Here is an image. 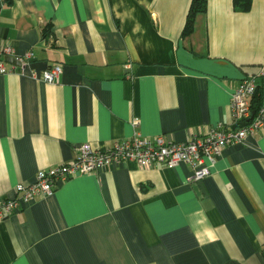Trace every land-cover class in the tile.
Segmentation results:
<instances>
[{
	"label": "crops",
	"instance_id": "crops-1",
	"mask_svg": "<svg viewBox=\"0 0 264 264\" xmlns=\"http://www.w3.org/2000/svg\"><path fill=\"white\" fill-rule=\"evenodd\" d=\"M190 2L0 0V42L34 53L0 74V197L84 143L231 127L246 75L264 101V0H207L183 37ZM190 175L125 161L73 177L0 220V264H264V121Z\"/></svg>",
	"mask_w": 264,
	"mask_h": 264
},
{
	"label": "built area",
	"instance_id": "built-area-1",
	"mask_svg": "<svg viewBox=\"0 0 264 264\" xmlns=\"http://www.w3.org/2000/svg\"><path fill=\"white\" fill-rule=\"evenodd\" d=\"M7 56L13 57L18 63L13 65L11 70L16 69L22 73L33 59L34 53L26 51L19 54L10 44L0 42V74L9 70L5 60ZM60 71V65H53L43 71L42 79L45 82L56 81ZM257 84L256 76L246 75L231 92V116L236 123L245 122L243 126L231 128L219 123L203 133H193L183 141H173L162 134L153 137L133 135L113 141L104 150L84 143L78 147L72 161L39 170L32 182L17 183L13 196L0 197V220L21 209L37 196L52 193L59 184L73 177L125 161L133 162L139 167H174L183 162L191 169L189 180H201L209 174L210 167L226 145L242 142L247 135L262 127L264 101L257 109L252 107ZM136 123L137 121L134 122Z\"/></svg>",
	"mask_w": 264,
	"mask_h": 264
},
{
	"label": "trees",
	"instance_id": "trees-1",
	"mask_svg": "<svg viewBox=\"0 0 264 264\" xmlns=\"http://www.w3.org/2000/svg\"><path fill=\"white\" fill-rule=\"evenodd\" d=\"M251 1L252 0H232V3H233V7L236 10L247 11L251 7ZM206 9H207V0H191L186 14L185 23L181 31V35L183 37L188 36L189 34L192 33L195 16L198 13L205 12ZM259 87H260L259 84H257L255 93L253 95V99H252L253 109H257L263 102L261 100V93Z\"/></svg>",
	"mask_w": 264,
	"mask_h": 264
},
{
	"label": "water",
	"instance_id": "water-1",
	"mask_svg": "<svg viewBox=\"0 0 264 264\" xmlns=\"http://www.w3.org/2000/svg\"><path fill=\"white\" fill-rule=\"evenodd\" d=\"M5 60L8 61V62L13 63V64H15V65L18 64L17 61H16L13 57H11V56H7V57H5ZM244 124H245V122L236 123V124L232 125L231 128L241 127V126H243Z\"/></svg>",
	"mask_w": 264,
	"mask_h": 264
}]
</instances>
